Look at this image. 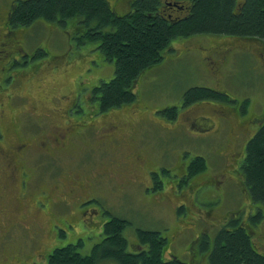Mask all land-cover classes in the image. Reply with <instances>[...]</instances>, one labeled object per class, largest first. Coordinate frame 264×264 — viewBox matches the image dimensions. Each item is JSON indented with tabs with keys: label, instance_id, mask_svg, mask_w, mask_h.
Instances as JSON below:
<instances>
[{
	"label": "rangeland",
	"instance_id": "1",
	"mask_svg": "<svg viewBox=\"0 0 264 264\" xmlns=\"http://www.w3.org/2000/svg\"><path fill=\"white\" fill-rule=\"evenodd\" d=\"M14 2L0 0V40L6 41L0 47V65L8 60V49L12 48L10 38L6 40L2 34L6 29L2 18H6ZM109 2L120 15L130 9L131 0ZM74 21L68 20L65 26L58 21L39 19L31 25L13 29L11 37L15 50L21 53L20 48L24 47L32 54L25 67L28 74L21 76L18 83L22 86L18 90L28 98L29 106L38 108L25 110L19 98L13 101L4 94L5 108L12 106L7 115L17 117L24 131L25 125L31 122L34 128L41 123L45 130L51 124L74 127L67 116L59 114V110L54 111L57 102L63 107L67 103L54 100L60 95L74 96L78 90L79 105L72 117L79 118L87 113L85 117H91L92 121L83 119L85 123L100 128L103 123L112 122L117 128L113 134L103 136L111 130L105 127L102 139L94 136V140L90 131L85 130L87 137L68 139L69 147L64 149L50 142L47 144L49 155L34 156L35 161L28 170L33 179L27 188H21L22 173H18L16 189L21 190L23 208L27 207L24 213L29 209L33 221L28 228H17L0 243V264L6 263L3 257L13 261L15 256L22 257L37 250L44 252L49 248L47 263L55 247L76 243L79 239L83 240L79 250L89 253L102 238L100 232L109 218L106 213L130 221L126 236L131 250L138 248L135 246L138 228L162 230L169 238L166 257L171 253L187 264L193 256L205 258L203 252L208 248L201 245L200 234L210 232L212 235L208 234L206 239L209 243L233 216H240L244 225L253 228L252 234L258 243L254 241L255 246L260 250V245L264 246V216L255 224L251 214L261 208L264 211V203L252 200L244 172L240 166L239 175L237 166L243 157L245 143L257 126L258 116L264 115V40L256 36L204 33L176 38L164 58L139 78L138 103L100 112L97 101L93 102L94 107L88 104L90 94L100 81L113 77L115 63L107 60L95 43H79L81 29ZM192 86L223 89L234 100L202 99L184 107V92ZM11 100L15 106L10 105ZM41 105L48 108L50 123ZM171 106H178L175 119L162 112ZM4 123L0 112V152L9 153L12 136L6 133ZM226 123L229 127L225 130ZM237 130L234 140L229 141ZM96 140H101L104 146H99ZM239 152L242 155L237 162ZM137 153L141 157L138 158ZM236 153L235 159L233 154ZM199 155L205 157L207 168L190 175L189 165ZM113 165L116 173L111 172V179L107 170ZM149 169H153L151 175L155 172L162 185L157 187V181L150 185ZM101 176L106 180L105 185L97 183ZM79 181L93 182L99 187L94 193V198L99 200L95 201L97 212L85 213L78 205L83 190ZM124 182L127 185L123 186ZM53 183L59 184L53 186ZM84 190L83 194L89 197L87 189ZM39 197L44 201L49 199V211L37 208L35 200ZM57 198H64L68 208L57 206L53 202ZM180 205L185 206V212L179 211ZM53 207L62 215L59 220L53 216ZM92 219L95 222L84 231L83 222ZM55 220L68 229L64 236H58L53 230ZM68 221L75 223L73 228L67 226ZM100 264L119 263L105 260ZM200 264L205 262L202 260Z\"/></svg>",
	"mask_w": 264,
	"mask_h": 264
},
{
	"label": "trees",
	"instance_id": "2",
	"mask_svg": "<svg viewBox=\"0 0 264 264\" xmlns=\"http://www.w3.org/2000/svg\"><path fill=\"white\" fill-rule=\"evenodd\" d=\"M39 19L58 21L65 26L68 20H75L74 25L81 29L79 43H95L107 60L114 61L113 77L100 81L92 90L100 112L138 103L139 78L164 58L176 38L204 33L256 36L264 40V0H245L242 6L237 0H131V8L123 15L113 10L109 0H15L2 21L11 34L10 29L31 25ZM202 99L234 100L226 90L192 86L184 92L183 105ZM162 112L175 119L178 106ZM206 168L205 157L199 155L191 161L188 172L191 175ZM242 169L252 200L263 205L264 125L249 139ZM160 185L157 181L156 186ZM259 210L251 214L255 224L264 216L263 209ZM179 211L185 212V206L180 205ZM106 214L109 218L100 232L102 238L89 253L79 250L83 246V240L79 239L55 247L47 264H100L105 260L119 264H187L174 254L166 257L169 238L162 230L138 228L135 244L138 248L131 250L126 236L130 221ZM65 233L60 228L57 234ZM252 233L253 228L244 225L240 216L231 217L218 230L212 249L207 251L209 264H264V248L261 251L256 248ZM202 235L207 239L208 235ZM203 246L207 247V240Z\"/></svg>",
	"mask_w": 264,
	"mask_h": 264
},
{
	"label": "flooded vegetation",
	"instance_id": "3",
	"mask_svg": "<svg viewBox=\"0 0 264 264\" xmlns=\"http://www.w3.org/2000/svg\"><path fill=\"white\" fill-rule=\"evenodd\" d=\"M244 2H245V0H237V4L240 6H242V4ZM188 6H190V1L187 4V7ZM130 8H131V3H130ZM5 27H6V29L2 34L6 37V40H8V38H10L9 40H10V43L12 44V48L8 49L10 52V56H9L8 60L5 62V64L0 65V97H1L0 98V112H1V116L5 119L4 126H6V127L4 129L6 130V133L12 136V142H11L12 150L11 151L8 150L9 153H5V152L1 153L0 152L1 153L0 154L1 155V157H0V243H2L4 240H6L8 237H10L13 233H15V230L17 228L22 227V226H25L26 228H28L29 224L33 221V219L30 216L31 213L29 212V209H27V213H24V211L26 212L27 207L23 208V199L20 198L21 197V190L17 191L16 186H17V182H18L17 175L19 172H21L22 173V179L20 181L21 188L24 189V188L28 187L29 183L31 182V179H33L31 177V172H29L28 170L31 169V164L35 161L34 156H36V154H38V155H44V154L49 155V153L47 152V149H49L47 147V144H49L50 142H53L54 146H57L55 144H60L58 149L67 148V147H69L68 144L70 143L68 139H70V138L74 139L76 137V139L82 140L83 138L87 137L88 134L86 132H84L85 130L90 131V134L92 135V140H94L93 139L94 136L101 138V135H102L101 132L105 129V127L107 130L108 129H111V130L104 133L103 136L105 134H107V135L113 134V130L115 128H117V126L112 122L107 123L106 125H104V123H103L100 126V128H95V126H93V124L85 123L83 121V119H86L87 122L92 121L91 117H85V115L87 113L79 116V118L72 117L71 116L72 113L78 109L77 107L79 105V103H78V90H77V92L74 96H72V95H60L57 97V100H54V102L59 100V101L67 103V106L63 107L62 105L59 106V103L57 102V104L54 106V111L56 112L57 110H59V114H61L63 116H67V121L69 123H74V127L73 126H64V125L60 126L58 124H51V125H49V128L47 130H45V128L42 127L43 125L41 123H37L36 128H34L33 123L31 122L30 124L25 125V127H24L25 131H24L21 127L20 120L18 121L17 117H15V116L12 117V116L7 115V110L12 108V106H10L9 109H6L5 108L6 101H4L2 98H3L4 94H7V95H9L10 98H13V101H15L16 99L19 98V103L21 105L23 104V109H25V110L29 109V110H34V111L37 110L38 107H35L33 105H30V106L28 105L29 104V103H27L28 98L22 96L18 90L22 86L21 84L18 83L20 81L21 76L22 75L26 76L28 74L27 73L28 71L25 70V67H26V64L30 62L28 60L31 59L32 54L28 50H26L24 47H21L20 48L21 53L19 51H18L19 52L18 53L13 46V40L11 37V34L13 31H12V29H10L11 34H9L8 26H5ZM1 42L2 43H1L0 47H3L6 43V41L2 40ZM0 51H2V50L0 49ZM13 101L11 100L10 105H14ZM94 101H96V100H95L93 92H92L90 94V101H88V104H90L92 107H94V104H93ZM41 106L45 108V113H46L45 115H47L45 117L49 118L50 116L48 113H50V112H49L48 108L43 106V105H41ZM238 111H239V109H238ZM93 113L94 114L97 113V112H95V109H94ZM50 121L51 120L49 118L47 122L50 123ZM224 121L226 122V119ZM19 123H20V125H19ZM226 125H227V123H226ZM263 125H264V115H263V117L258 116L257 126H256V128H254L252 135L247 139V141L245 143L244 150H243V157L241 158L240 162H239V158L242 155V152L238 153V159H237V162H239L238 166H237L238 172L240 171L239 170L240 166H241L242 172H244L242 169V166H243V162H244V159L246 156V145H247L249 139L252 138V136H254ZM197 127H199V125ZM228 127L229 126L227 125L225 127V130ZM229 130H230V128H229ZM51 132H52V134H51ZM80 132H82L83 135H81ZM237 134H238V130L233 132L231 134V136L233 138H229V141L234 140V138L236 137ZM23 135H26L27 137L24 138ZM28 136H30V138ZM53 139H55L56 142H54ZM63 140H64V143H61ZM96 141L97 142H95V143H97V144L99 143L100 144L99 146H104V145H102L101 140H96ZM80 152L82 153L83 158H86L85 154H83L82 151H80ZM233 155L236 159L237 153L233 154ZM76 156H77V154H76ZM136 156L138 158L141 157L139 155V153H137ZM112 160H115L114 156H113ZM118 163L120 165L119 160H118ZM108 165H110V162H108ZM92 169L96 170V168H92ZM152 171H153V169H151V170L149 169L150 175H151ZM99 172L100 171H97V173H99ZM111 172L116 173V168L114 167V165L110 169L107 170L108 176L112 179V173ZM243 174L245 176V173H243ZM239 175H240V172H239ZM150 178H151V184L150 185H153V183L155 184V181H156L155 172H153V175H151ZM116 179H118V178H116ZM105 182H106V180L103 176H101V179H99L97 181V183H102L103 185H105ZM79 183H80L81 188L83 190L81 191L82 194L78 198V201H79L78 205L83 207L82 209H84L83 212H85V213L87 211L89 213H91L93 210H95L97 212L95 201L98 202L99 200L94 198V195H95L94 193L96 191V188H99V187H95V183H93V182L88 183V182L79 181ZM55 184L57 185L59 183H53V186H55ZM125 185H127V184L124 182L123 186H125ZM84 188L87 189V191H88L87 195H89V197H86L83 194L86 192L84 190ZM30 192L31 191H29V194H30ZM91 193H93V194H91ZM56 197L57 196H55L54 198H56ZM48 200L44 201L41 199V197H39V199H36L35 201H36L37 208L45 209V210L49 211L51 205H50ZM53 202L55 204H57V206L63 207V209L68 208L67 203L65 202L64 198H57ZM57 211L58 210L55 207L52 208L53 216L57 217L59 220L60 217H62V215L57 214ZM91 222H95L94 219H92L89 222H86V221L83 222L82 225H83L84 231H85V227H88L89 224H91ZM73 225H75V223L73 224V223H71V221H68L67 226L72 227ZM13 226H15L16 228L11 229ZM53 227H54L53 230L56 232V234L58 233L60 228L68 230L65 226L61 225L56 220L53 222ZM218 230H217V232H218ZM208 234L212 235L210 232H207L205 235H208ZM214 237H215V235H214ZM199 239H200L201 245H203V242L206 239H204V236L202 235V233L200 234ZM255 242L257 243V241H255ZM213 245H214V238L210 239L209 243L207 241L208 250H211ZM260 246H261L260 249L264 248V246L262 244ZM48 250H49V248L46 249L44 252H43V250H41V251L37 250L33 254L25 253L22 257L21 256H15L13 261H12V259L3 257L2 260H4V262H6L3 264H47L48 262L45 263L47 261L45 258H46ZM209 255L210 254H208L207 252H203V256L205 258H203L202 260L205 262V264H209V257H210ZM41 259H44V261H41ZM202 260L199 259L198 257L193 256L191 261H190V264H200L202 262Z\"/></svg>",
	"mask_w": 264,
	"mask_h": 264
}]
</instances>
